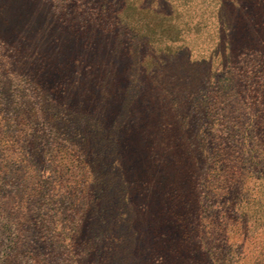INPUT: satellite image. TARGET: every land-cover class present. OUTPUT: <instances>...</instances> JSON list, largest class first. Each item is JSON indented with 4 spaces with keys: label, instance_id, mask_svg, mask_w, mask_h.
Wrapping results in <instances>:
<instances>
[{
    "label": "trees",
    "instance_id": "1",
    "mask_svg": "<svg viewBox=\"0 0 264 264\" xmlns=\"http://www.w3.org/2000/svg\"><path fill=\"white\" fill-rule=\"evenodd\" d=\"M63 3L0 0V45L10 50L2 93L16 108L29 99V86L48 92L54 134L62 133L91 166L97 203L76 264H234L216 241L230 217L211 200L240 180L222 178L223 162L237 160L215 131H229L222 122L233 78L246 81L253 108L259 103L253 64L264 73V0ZM125 3L175 27L160 43L173 49V83L134 96L123 81H147L157 45L123 22ZM237 198L228 204L235 220L259 221L255 203L250 208ZM108 225L123 228L106 249L95 238L103 239Z\"/></svg>",
    "mask_w": 264,
    "mask_h": 264
},
{
    "label": "rangeland",
    "instance_id": "2",
    "mask_svg": "<svg viewBox=\"0 0 264 264\" xmlns=\"http://www.w3.org/2000/svg\"><path fill=\"white\" fill-rule=\"evenodd\" d=\"M55 1L68 7L78 3ZM122 17L126 25L157 45L156 52L147 59V81H123L129 94H140L163 82L173 83L174 75L168 65L173 49L160 43L164 36H174L170 30L175 27L128 3ZM95 43L94 38L89 40L90 45ZM7 54L10 50L0 45V264H76L75 252L84 247L87 215L97 203L92 169L62 133L54 134L47 108L52 98L39 85L25 88L29 99L21 101V107L9 105L2 93ZM253 66L257 74L253 82L261 85L255 93L259 103L253 108L245 94L246 81L233 78L234 95L225 107L227 117L222 122L229 131H215L227 156L237 160L223 162L220 168H226V176L222 178L240 180L227 182L231 191L211 200L215 210L224 206L225 215L230 217L226 229L221 231L224 236L219 234L216 241L218 251H231L234 264H264V73L260 63ZM21 79L15 76L16 81ZM28 108H33L34 117H29ZM237 197L247 200L250 208L255 203L253 212L259 221L255 223L245 216L235 220L237 213L228 204ZM122 228L108 225L104 238H95L97 245L105 242V248H111L121 238Z\"/></svg>",
    "mask_w": 264,
    "mask_h": 264
}]
</instances>
